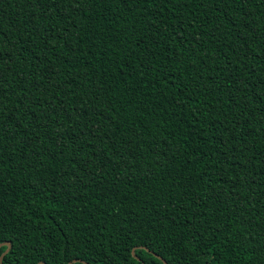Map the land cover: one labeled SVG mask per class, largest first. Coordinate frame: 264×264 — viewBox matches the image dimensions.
I'll list each match as a JSON object with an SVG mask.
<instances>
[{
  "label": "trees",
  "instance_id": "16d2710c",
  "mask_svg": "<svg viewBox=\"0 0 264 264\" xmlns=\"http://www.w3.org/2000/svg\"><path fill=\"white\" fill-rule=\"evenodd\" d=\"M0 241L264 264V0H0Z\"/></svg>",
  "mask_w": 264,
  "mask_h": 264
},
{
  "label": "water",
  "instance_id": "95a60500",
  "mask_svg": "<svg viewBox=\"0 0 264 264\" xmlns=\"http://www.w3.org/2000/svg\"><path fill=\"white\" fill-rule=\"evenodd\" d=\"M3 244H6L7 245V248H6V250L3 252V254L2 255H4V253H6L8 250H9V248H10V244L9 243H3ZM2 255H1V257H0V259L2 258ZM73 261H76V260H73ZM72 261V262H73ZM71 262H69L68 264H70Z\"/></svg>",
  "mask_w": 264,
  "mask_h": 264
},
{
  "label": "snow or ice",
  "instance_id": "6c2138e0",
  "mask_svg": "<svg viewBox=\"0 0 264 264\" xmlns=\"http://www.w3.org/2000/svg\"><path fill=\"white\" fill-rule=\"evenodd\" d=\"M3 246H4L3 242L0 241V247H3ZM0 264H3V260L2 259H0ZM144 264H147V261H145Z\"/></svg>",
  "mask_w": 264,
  "mask_h": 264
}]
</instances>
